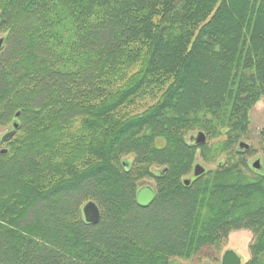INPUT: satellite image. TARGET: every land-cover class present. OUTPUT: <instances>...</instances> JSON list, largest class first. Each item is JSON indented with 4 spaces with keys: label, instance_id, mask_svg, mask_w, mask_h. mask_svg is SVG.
Here are the masks:
<instances>
[{
    "label": "trees",
    "instance_id": "16d2710c",
    "mask_svg": "<svg viewBox=\"0 0 264 264\" xmlns=\"http://www.w3.org/2000/svg\"><path fill=\"white\" fill-rule=\"evenodd\" d=\"M0 31V124H18L0 152V264H200L241 228L242 264H264V173L235 162L183 183L204 145L187 132L232 144L264 95V0H0Z\"/></svg>",
    "mask_w": 264,
    "mask_h": 264
},
{
    "label": "rangeland",
    "instance_id": "374dc122",
    "mask_svg": "<svg viewBox=\"0 0 264 264\" xmlns=\"http://www.w3.org/2000/svg\"><path fill=\"white\" fill-rule=\"evenodd\" d=\"M4 36L3 32L0 31V37ZM154 101V97L145 96L138 99L135 103L130 106H127L124 109L126 114L139 113L144 110L148 105ZM248 118L250 123L246 129V132L243 133L237 141L232 144H227L225 141V136L222 135H213L205 137V143L202 147H197L194 160L192 163L191 171L185 176V178H193V166L198 163L204 167L206 173H213L217 170L218 165L225 166L228 163L235 162H245L246 166L243 170L244 175L247 177L257 176V172L264 173V95H261L260 98L252 105ZM16 122L15 120L10 119L4 124H0V150L6 149L9 147L7 141H2L1 137L6 132L12 129V123ZM198 130H192L187 132L185 138L188 142L191 140V137L197 133ZM192 141V140H191ZM245 142L248 144V148H240L239 143ZM232 145V146H231ZM132 156H126V159H131ZM259 159L262 165V170L257 171L252 169L251 163ZM161 170V167L153 166L151 167L152 173L156 174ZM139 188L145 185L150 186L153 191H155V181L152 177H145L138 182ZM253 233L250 229H235L231 230L227 236L221 241L218 248L209 249L208 251L204 250L202 255L199 256L200 264H219L221 255L225 250L231 249L234 250L241 257V264L247 261L250 257L249 246L253 241ZM197 261V260H196ZM191 260L184 259H175L174 264H189Z\"/></svg>",
    "mask_w": 264,
    "mask_h": 264
},
{
    "label": "water",
    "instance_id": "95a60500",
    "mask_svg": "<svg viewBox=\"0 0 264 264\" xmlns=\"http://www.w3.org/2000/svg\"><path fill=\"white\" fill-rule=\"evenodd\" d=\"M2 43H3V38L0 37V47L2 46ZM15 116L16 117L18 116V112L15 114ZM17 128H18V124L16 122H13L12 129L6 132L5 134H3L1 140L6 141L11 137H13ZM205 138H206L205 134L202 131H198L194 136L191 137V140L195 144H204ZM239 147L247 149L248 144L241 141L239 143ZM0 152L6 153L7 149H1ZM251 167L252 169L257 171H261L263 169L259 159H255L251 163ZM204 171H205L204 167L196 163L193 166L192 174L194 177H198L202 175ZM190 181H191L190 178L183 179L184 185H188ZM153 199H154V191L148 185L140 187L136 192V203L140 207L143 208L147 207L152 202ZM81 210L85 222L89 224H96L99 221L100 210L94 201L89 200L86 203H84ZM219 264H241V257L234 250L228 249L222 253Z\"/></svg>",
    "mask_w": 264,
    "mask_h": 264
}]
</instances>
